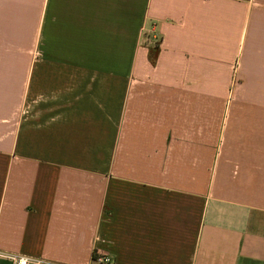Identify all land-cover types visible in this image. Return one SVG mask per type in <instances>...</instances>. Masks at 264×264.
<instances>
[{
	"label": "crops",
	"instance_id": "1",
	"mask_svg": "<svg viewBox=\"0 0 264 264\" xmlns=\"http://www.w3.org/2000/svg\"><path fill=\"white\" fill-rule=\"evenodd\" d=\"M13 2L0 253L264 264V0Z\"/></svg>",
	"mask_w": 264,
	"mask_h": 264
},
{
	"label": "rangeland",
	"instance_id": "2",
	"mask_svg": "<svg viewBox=\"0 0 264 264\" xmlns=\"http://www.w3.org/2000/svg\"><path fill=\"white\" fill-rule=\"evenodd\" d=\"M15 1V0H13ZM41 2V0H35V6H36V15H37V7L38 4ZM26 6L25 5H17L13 2V4H10V0H3L2 5V12H3V30L1 31V36L4 39L3 49V56L4 55H10V54H18L19 57L23 56L25 53H27V46L25 45L26 41V29H25V21L18 22L16 20H21L22 13L25 12ZM17 12H19V16H17ZM19 17V18H17ZM25 17V16H24ZM37 17V16H36ZM20 23V24H19ZM37 23V22H36ZM19 24L18 29H11L12 27H17ZM37 28V27H36ZM18 37V38H17ZM19 43L18 45L10 44V43ZM39 47L36 45L35 51L41 52ZM22 59V58H20ZM11 63L3 62V77L0 78V86L2 88V94H0V101L3 102L4 107H8L10 105V102L14 101V97L16 96L14 93L18 91L17 96L19 97V102L22 101L23 98V92L26 87V75H25V69L27 66V62L24 60H20L19 62H13L14 66L10 67ZM10 70H15V73L11 74ZM7 72V73H6ZM18 89V90H17ZM14 92L13 94L11 92ZM10 109H4L0 111V114H4V118L7 116L10 117ZM6 124H10L9 121H7ZM6 130L9 132L11 130V127L7 126Z\"/></svg>",
	"mask_w": 264,
	"mask_h": 264
},
{
	"label": "built area",
	"instance_id": "3",
	"mask_svg": "<svg viewBox=\"0 0 264 264\" xmlns=\"http://www.w3.org/2000/svg\"><path fill=\"white\" fill-rule=\"evenodd\" d=\"M0 256L8 259L11 264H59L41 257L26 256L16 253H0ZM94 262L97 264H109L112 261L110 254L95 251L93 256Z\"/></svg>",
	"mask_w": 264,
	"mask_h": 264
}]
</instances>
